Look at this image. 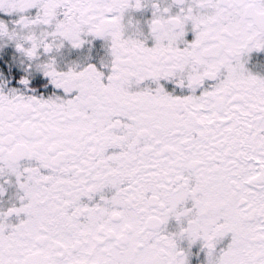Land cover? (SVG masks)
I'll list each match as a JSON object with an SVG mask.
<instances>
[{"label":"snow or ice","instance_id":"obj_1","mask_svg":"<svg viewBox=\"0 0 264 264\" xmlns=\"http://www.w3.org/2000/svg\"><path fill=\"white\" fill-rule=\"evenodd\" d=\"M0 264H264V0H0Z\"/></svg>","mask_w":264,"mask_h":264}]
</instances>
